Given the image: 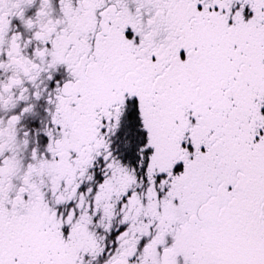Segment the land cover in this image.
I'll use <instances>...</instances> for the list:
<instances>
[{"label":"snow or ice","instance_id":"1","mask_svg":"<svg viewBox=\"0 0 264 264\" xmlns=\"http://www.w3.org/2000/svg\"><path fill=\"white\" fill-rule=\"evenodd\" d=\"M0 264H264V0H0Z\"/></svg>","mask_w":264,"mask_h":264}]
</instances>
